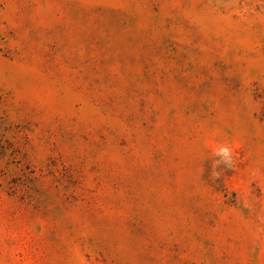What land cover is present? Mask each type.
<instances>
[{
  "label": "rangeland",
  "instance_id": "1",
  "mask_svg": "<svg viewBox=\"0 0 264 264\" xmlns=\"http://www.w3.org/2000/svg\"><path fill=\"white\" fill-rule=\"evenodd\" d=\"M0 264H264V0H0Z\"/></svg>",
  "mask_w": 264,
  "mask_h": 264
},
{
  "label": "clouds",
  "instance_id": "2",
  "mask_svg": "<svg viewBox=\"0 0 264 264\" xmlns=\"http://www.w3.org/2000/svg\"><path fill=\"white\" fill-rule=\"evenodd\" d=\"M224 164H228L230 161V152L227 148H220L216 153Z\"/></svg>",
  "mask_w": 264,
  "mask_h": 264
}]
</instances>
